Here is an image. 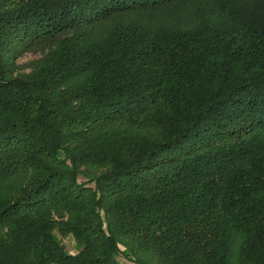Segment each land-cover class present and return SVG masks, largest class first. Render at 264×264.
I'll return each instance as SVG.
<instances>
[{
  "label": "trees",
  "instance_id": "1",
  "mask_svg": "<svg viewBox=\"0 0 264 264\" xmlns=\"http://www.w3.org/2000/svg\"><path fill=\"white\" fill-rule=\"evenodd\" d=\"M120 257L264 264V0H0V264Z\"/></svg>",
  "mask_w": 264,
  "mask_h": 264
},
{
  "label": "rangeland",
  "instance_id": "2",
  "mask_svg": "<svg viewBox=\"0 0 264 264\" xmlns=\"http://www.w3.org/2000/svg\"><path fill=\"white\" fill-rule=\"evenodd\" d=\"M38 56V53H36L35 51H32V52H26L25 54H23L19 59H18V63H25V62H28L29 60L35 58ZM64 246L67 250L69 251H74L75 250V243L74 241L72 240V238H66L64 240ZM120 261L122 262V264H135L134 262L126 259V258H123V257H120L119 258Z\"/></svg>",
  "mask_w": 264,
  "mask_h": 264
}]
</instances>
